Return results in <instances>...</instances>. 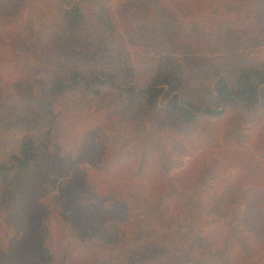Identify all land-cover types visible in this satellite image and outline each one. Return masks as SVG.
Wrapping results in <instances>:
<instances>
[{
  "label": "trees",
  "instance_id": "1",
  "mask_svg": "<svg viewBox=\"0 0 264 264\" xmlns=\"http://www.w3.org/2000/svg\"><path fill=\"white\" fill-rule=\"evenodd\" d=\"M22 1L0 0V264H99V253L141 238L136 214L109 190L123 183L141 188L145 196L136 204L165 229L148 230L146 237L206 246L212 259L203 264H245L244 253L263 254L264 60L242 52L264 43V0H166L162 12L146 19L136 15L151 0H59L56 18L42 35L47 56L39 78L19 54ZM213 3L232 13L257 9L250 17L220 20L202 37L194 35L186 13ZM87 29L110 38L109 61L86 63L64 53L62 44ZM130 38L152 56L133 61L125 50ZM213 56L224 60L215 65ZM118 114L151 123L162 119L173 128L195 130L199 140L172 144L144 132L149 136L140 143L116 146L110 126ZM59 138L74 174L98 179L96 202L74 211L71 230L80 240L74 246L61 226L69 223L63 209L49 201ZM168 144L222 158L201 202L204 223L237 222L244 233L237 246L215 242L194 214H184L185 200L172 186L173 177L201 178L210 168L204 163L201 174L193 156L170 175ZM166 204L169 209L175 204L177 212L167 214ZM142 264L165 263L151 256Z\"/></svg>",
  "mask_w": 264,
  "mask_h": 264
},
{
  "label": "rangeland",
  "instance_id": "2",
  "mask_svg": "<svg viewBox=\"0 0 264 264\" xmlns=\"http://www.w3.org/2000/svg\"><path fill=\"white\" fill-rule=\"evenodd\" d=\"M59 0H23L22 6L25 7L23 17L19 19V26L17 29L21 32V41L23 43L24 51L19 53L26 61V67L30 69V73L37 78L41 76V72H45V57L47 56L46 43L42 38L43 33L51 27L52 21L56 18L58 12ZM241 2L245 0H239ZM110 0H108V3ZM228 2H230L228 0ZM231 3V2H230ZM255 6V5H254ZM251 8H244L240 12H229L217 3L206 5L192 13H186L185 17L192 25V33L194 35L204 36L220 20L237 19L239 17H250L256 11V6ZM167 7L166 0H151L148 3L144 12H140L136 16L138 18H149L156 16ZM220 9V10H219ZM161 10V11H160ZM233 21V20H232ZM185 22L184 24H189ZM130 38L125 41V50L130 55L131 59L135 62L144 58L152 56L150 52L141 50L135 46ZM262 40V39H261ZM258 41L255 45L246 47L242 54L248 59L264 60V43ZM64 53L71 57L78 58L79 60L89 62H105L109 61L113 56L111 49V40L104 35L92 30L87 29L81 35L74 36L65 44ZM211 63H222L224 58L213 59ZM263 69V68H262ZM264 70V69H263ZM260 78V77H258ZM260 101H264V78L259 89ZM110 132L113 135L116 146L124 145V148L131 147L138 144L141 139L149 136L144 132L155 134L156 137L162 140H167L168 143H183L186 140L198 141V132L195 130L185 131L173 128L172 125L165 123L162 119H155L153 123L146 119L140 121L126 117L124 115H116L113 117ZM153 138V137H152ZM58 147L55 151V156L51 166V190L49 194V201L56 203L63 209L67 223L61 222L64 233L67 236L71 246L79 244L80 240L72 234V230L76 228L74 225V211L77 207L81 208L84 205L95 203L99 194L98 179L96 174L83 175L74 174V169L70 166L67 158V149L63 146L62 139L59 138ZM189 146V145H188ZM187 146V148H188ZM190 147V146H189ZM192 154L186 153L188 151L181 150L179 146H172L171 144L164 147V155L172 161L173 172H180L186 166L187 162L193 157L198 158V167L202 172L205 170L203 164L209 165L210 170H207L204 175L191 176L190 180H185L183 175L175 179L173 177L172 186L180 193L184 201L185 215L189 216L190 213L194 214L198 219L199 224L203 225L204 231L210 233L212 239L219 243H230L237 246L239 237H243L244 233L241 231V225L228 218L227 220L220 221V223L213 224L205 221L203 205L201 202L204 200L206 192L214 185L215 180L210 175H219V167L223 161L218 155L204 157L205 154H200L199 151L203 150L198 148L194 150L192 146L188 148ZM249 153H254L253 149L248 146ZM199 152V153H198ZM234 173V169L229 170V175ZM200 175V174H199ZM198 177V178H196ZM220 176H216V180ZM120 188H110L113 197L117 201H125L129 209L133 210L137 216L136 231L143 233L139 239H131L125 245L109 252L99 253V264H142L146 257H157L165 264H203L212 259L211 253L206 246H200L193 243L191 240L182 242H171L168 239L158 238L157 236H148L144 234L148 230L156 228L159 231H164V227L156 221V217L145 209L136 204V200H140L145 196L140 187L135 184H121ZM190 197L192 202L188 204L187 198ZM166 198H168L166 196ZM153 201V199H150ZM167 205V204H166ZM168 206V205H167ZM189 210V211H188ZM177 212L175 204L167 210V214ZM182 216V215H181ZM180 219H183L182 217ZM78 219V218H77ZM80 219L82 217L80 216ZM71 228H70V227ZM72 229V230H71ZM240 245V243H239ZM245 264H264V253L250 251L243 255Z\"/></svg>",
  "mask_w": 264,
  "mask_h": 264
}]
</instances>
